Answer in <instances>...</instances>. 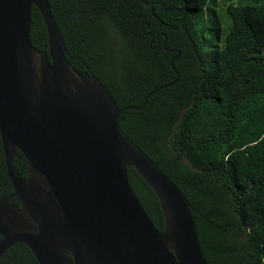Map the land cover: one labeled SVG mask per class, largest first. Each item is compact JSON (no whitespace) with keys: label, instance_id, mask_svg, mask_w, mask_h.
I'll list each match as a JSON object with an SVG mask.
<instances>
[{"label":"trees","instance_id":"1","mask_svg":"<svg viewBox=\"0 0 264 264\" xmlns=\"http://www.w3.org/2000/svg\"><path fill=\"white\" fill-rule=\"evenodd\" d=\"M49 1L70 64L96 76L119 108L172 83L174 61L179 81L124 112L120 128L188 199L208 264H264V0H225V38L219 0ZM32 23L34 47L48 54L35 6ZM128 174L163 232L157 197ZM13 192L0 138V198ZM0 264L38 262L19 243Z\"/></svg>","mask_w":264,"mask_h":264},{"label":"water","instance_id":"2","mask_svg":"<svg viewBox=\"0 0 264 264\" xmlns=\"http://www.w3.org/2000/svg\"><path fill=\"white\" fill-rule=\"evenodd\" d=\"M34 6L48 54L32 42ZM171 67L172 83L139 107L119 108L96 76L70 64L49 0H0V138L14 188L0 198V259L22 243L38 264H208L188 199L119 125L124 112L179 81ZM129 168L157 197L163 232L134 193Z\"/></svg>","mask_w":264,"mask_h":264},{"label":"rangeland","instance_id":"3","mask_svg":"<svg viewBox=\"0 0 264 264\" xmlns=\"http://www.w3.org/2000/svg\"><path fill=\"white\" fill-rule=\"evenodd\" d=\"M217 9H218L220 20L222 21V26H224L222 36L225 38L226 35L229 33V27L227 28L226 26L227 18L225 15V9H226L225 0H219V6H217Z\"/></svg>","mask_w":264,"mask_h":264},{"label":"flooded vegetation","instance_id":"4","mask_svg":"<svg viewBox=\"0 0 264 264\" xmlns=\"http://www.w3.org/2000/svg\"><path fill=\"white\" fill-rule=\"evenodd\" d=\"M15 161L17 162L20 169L26 170V176H27V173H28L27 160H26V157L20 151H18L17 156L15 157ZM15 203L18 204L17 200L15 201Z\"/></svg>","mask_w":264,"mask_h":264}]
</instances>
